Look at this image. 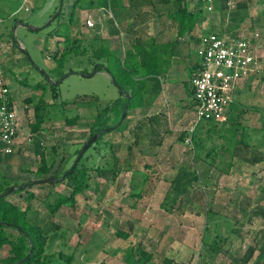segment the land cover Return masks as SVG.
Listing matches in <instances>:
<instances>
[{"label":"rangeland","instance_id":"obj_1","mask_svg":"<svg viewBox=\"0 0 264 264\" xmlns=\"http://www.w3.org/2000/svg\"><path fill=\"white\" fill-rule=\"evenodd\" d=\"M244 2L249 8L240 9L238 15L245 19L240 24H246V31L256 29L264 34V0L258 4L256 0H240L239 4ZM73 4L74 0H64L60 15L47 26L59 11L61 0H0V62L16 99L20 100L21 110H25L23 131L31 135L25 149L15 152L9 158L11 161L1 156L0 172L7 180H17L19 185L47 178L36 175L42 160L38 150L42 149L48 165H53L50 177L62 176L73 165L76 151L90 137L102 110L108 104L111 108H122L126 103L108 69L116 74L115 63L119 58L126 66L140 65L142 61L143 49L132 48L126 34L119 33L114 39L108 36L109 28L114 29L109 22L114 20V12L109 6L95 4L81 11L79 26L73 28L74 36L80 39V48L86 51L71 56L63 70L67 78L62 81L64 77L56 73L55 55L63 46ZM189 4L191 11L202 10L204 31L231 25L226 13H220L222 0L215 2L216 11L220 12L213 15L197 0ZM13 11L17 13L12 14ZM89 18L95 19V28L87 26ZM28 27L43 29L35 31ZM104 40L110 42L112 55L109 61L102 60L105 68L93 75L97 67L93 51ZM258 50L262 56L259 71L237 88L239 104L231 108L229 121L215 123L217 132L211 134H207V123L200 129L204 143L200 154L178 141L188 125L189 104L171 105L167 101L169 93L159 91L155 103L160 117L154 126L157 131L150 148L144 145L129 156V148L135 141L133 130L149 119L145 109H135L123 122L124 131L104 137L100 154L94 147L88 149L94 159L88 163L89 167L115 164L122 171L108 173L106 177L90 171L86 190L55 214L48 204H54L60 195L71 196L73 189L67 181L55 185L37 183L26 186L20 193L9 194L7 199L13 204L23 210L29 207L30 217L37 219L49 235L58 234L47 252L72 255L73 264H129L124 257L130 247L151 254L147 264L168 261L171 264H264V162L251 164L245 158H238L232 164L230 154L221 148L225 141L221 133L236 120L237 139L245 134L250 148L264 153V41ZM192 56L197 60L194 51ZM59 80L62 82L54 84ZM29 98L33 100L31 104L26 101ZM41 98L45 103L43 112L50 118L38 133L32 131L31 125L35 123V107ZM64 102L68 103L65 109L61 106ZM111 115L109 112L106 117ZM67 116H79L78 126L67 127ZM243 126H247L245 132ZM110 144L117 152V163L108 148ZM54 149L58 151L56 155ZM128 160L132 169L128 168ZM145 164L150 168H145ZM180 169H190L199 179L174 202V179ZM145 179H148L146 184ZM141 192L144 196L138 197ZM30 193L34 194L33 199H29ZM206 227L209 244L217 236L224 239L219 255L214 256L210 245L203 242ZM119 230L131 233L129 241L117 235ZM6 231L11 239L19 236L14 228ZM251 248H254L253 256L245 262ZM9 256L8 246L0 248V264H5L3 261Z\"/></svg>","mask_w":264,"mask_h":264},{"label":"trees","instance_id":"obj_2","mask_svg":"<svg viewBox=\"0 0 264 264\" xmlns=\"http://www.w3.org/2000/svg\"><path fill=\"white\" fill-rule=\"evenodd\" d=\"M192 0H175L172 5H169L170 0H128L132 7L131 11L129 10H116L114 12V20L109 21L113 26L112 34H119L120 30L118 27H115V22H119L120 18L127 17L129 13L131 16L139 17L136 18L135 23L130 26L132 31L136 27H140L142 32L143 24L152 18L153 16L157 17V22H160L166 17L169 23L164 25L165 28L170 30H175L178 34V38H184L187 34L191 33L197 26L201 27L203 23L202 10L200 11H191L189 9V2ZM200 4H203V0H197ZM216 3L218 0H215ZM228 0H222V6L220 8L221 12H224L227 8L226 3ZM118 0H74L73 8L69 15V28L64 32L63 46L56 52L55 60L57 61L56 73L62 78L65 77L67 73H64V68L68 63L72 55H80L86 51V48H80V39L74 36L73 28L79 26L80 13L86 8L93 7L95 4L98 7H110L115 5ZM256 3H259V0H256ZM165 6H169L166 10ZM147 8V10H144ZM235 12L232 13L231 25L227 28L226 31H232L240 27V23L244 22L245 19L239 16L240 9L248 10V5L240 3ZM239 10V11H238ZM15 11L12 12V14ZM61 13V12H60ZM11 14V15H12ZM234 14V15H233ZM143 19L142 23L139 24L140 20ZM234 24V26H232ZM126 30L128 28H125ZM223 28L213 27L212 32L223 33L225 31ZM209 32V31H208ZM141 36V35H140ZM60 37V36H56ZM61 38V37H60ZM143 47V58L140 65L132 64L131 66H126L121 58L116 61V74L111 69H108L110 74L113 76V79L117 83V86L121 88L122 96L125 97V105L122 108H111L110 104L102 110L99 116L95 119L93 124V131L89 138H87L84 145L95 135H99V138L90 146V150L94 147L95 152L100 154L104 149L103 139L105 136H110L115 133H120L125 130L124 123L122 125H117L118 121L123 115L124 110L128 106V112L126 114L125 120L128 118L130 111L135 109H145L150 103L148 98L154 93H157L161 90L159 78L167 72V70L174 64L176 68L187 69L189 71V79L191 80L196 69L198 68L197 60L191 55L190 44L187 42H180L179 40L174 41L169 44L161 45L154 42H143L140 43ZM170 51V54H166ZM111 46L108 40L101 41V44L98 48L93 51V57L95 59V64L97 65L98 71H102L105 68L103 59L109 61L111 58ZM194 58V59H193ZM87 73V72H84ZM189 80V82H190ZM186 84L187 91L192 95L190 90V83ZM45 94V93H43ZM129 94L131 97L129 98ZM54 98L57 99L58 95L56 92L53 94ZM95 99V98H94ZM29 104L33 102L32 98L26 100ZM98 101V100H96ZM68 103H61L63 109L66 108ZM45 103L43 98L39 100L38 105L35 107V123L31 125L33 132H40L42 126L50 118L48 115L43 112ZM109 112H112L111 116H107ZM239 117V116H238ZM124 120V121H125ZM159 118L152 117L149 118L145 124L137 126L133 130V135L135 141L132 146L129 148V156H132L134 149H140L142 146L152 145V139L156 134L157 129L154 128L155 124ZM80 117H65V124L67 127H76L78 126ZM237 121L232 124L228 129L224 130V133H221V136L224 138V145L222 144L223 150H226L231 157L232 164L235 163L238 158H245L251 164H257L264 162V153H259L254 149L250 148L248 145L245 134H242L239 139L236 135L235 124ZM114 124V125H113ZM161 124V123H159ZM203 123L196 132L192 135V142L194 144V149L197 154L204 149V143L201 136H199V131L204 127ZM209 128L207 134H211L216 131V125L213 122H207ZM238 124V123H237ZM159 126V125H158ZM244 132L247 126H243ZM131 132V130L129 131ZM109 133V134H108ZM112 133V134H111ZM189 134L184 131L180 134L178 141L180 143H186V139ZM38 148H41L39 143L36 144ZM82 146V148L84 147ZM160 143L158 144V146ZM81 149L76 151V158L81 152ZM108 148L115 160L118 162L117 152L114 150L112 144L108 145ZM217 151V149H216ZM20 152V151H19ZM18 152V153H19ZM57 149H54V155L57 154ZM89 150L84 154L80 159L76 167L71 171L73 165L60 175H52L53 165L49 166L46 161V155L41 150H38V153L41 155V166L36 172L38 178L47 176L46 179H52L50 182L43 184L55 185L58 181H67V184L72 187V194L70 197L60 195L54 202V204H48L50 211L55 214L57 213L64 205L74 201L75 197L79 194H82L87 188V181L89 179L88 175L90 171L98 172V175L101 177H106L108 173L111 172H120L123 169L118 168L117 165H108L105 167H89V164L94 161L93 155L88 154ZM218 154V151L217 153ZM209 155V154H208ZM3 154L0 152V158ZM11 156H5L6 159L11 161ZM76 160V159H75ZM128 168L132 169V162L130 160ZM75 163V161H74ZM73 163V164H74ZM89 163V164H88ZM223 163V160L222 162ZM145 168H150V165L145 164ZM190 169H180L178 176L174 179L173 193L174 199L176 202L178 197L184 193H187L189 188L193 185L195 181L199 179V176L195 172H189ZM148 179H145L144 183H147ZM39 180L35 182H30L27 184H18L17 180H7L4 175L0 172V248L5 246L9 247L10 256L4 259L5 264H73L74 257L67 256L64 254H49L47 251L50 249L51 245L57 240L58 234L49 235L45 228L42 227L34 217H30L31 210L29 207L23 210L17 205L9 201L7 196L10 190L15 189L12 193H20L26 186H32L37 184ZM39 184V183H38ZM18 191V192H16ZM143 192V191H142ZM142 192L138 197H143ZM29 193V192H28ZM50 196V195H49ZM47 196V199L49 198ZM29 199L34 198V194L30 193L28 195ZM46 199V200H47ZM210 214V213H209ZM14 228L18 232L19 236L17 238L11 239L7 235V229ZM208 227L205 228V234L203 236V242L208 243ZM117 235L123 238L125 241H129L131 238V233L124 230H119ZM224 243L223 237L217 236L214 238L212 243H210V251L216 255H219L222 252V244ZM140 248L137 250L139 251ZM134 247L128 248L127 253L125 254L124 259L129 264H147L152 259V255L145 252L139 251L141 258L137 257L138 251ZM254 248H251L248 252L245 262L250 260L253 256ZM167 264H171L170 261Z\"/></svg>","mask_w":264,"mask_h":264},{"label":"built area","instance_id":"obj_3","mask_svg":"<svg viewBox=\"0 0 264 264\" xmlns=\"http://www.w3.org/2000/svg\"><path fill=\"white\" fill-rule=\"evenodd\" d=\"M215 2L203 0V8L209 15L220 12L216 11ZM239 2L227 1L224 12L227 19L230 18L228 23H231L232 13L237 10ZM95 22V19L89 18L86 23L89 28H95ZM245 25L235 33L226 29L223 33L207 32L199 26L190 33V42L199 64L189 82L194 106L185 129L189 134L185 144L192 152H195L192 135L197 128L207 122L229 121L231 108L236 102V91L259 71L262 56L258 48L264 41V34L256 29L246 31ZM5 71L0 62V152L9 156L23 151L27 141H31V135L23 131L25 110H21L20 100L16 99ZM21 138H24L23 141Z\"/></svg>","mask_w":264,"mask_h":264},{"label":"crops","instance_id":"obj_4","mask_svg":"<svg viewBox=\"0 0 264 264\" xmlns=\"http://www.w3.org/2000/svg\"><path fill=\"white\" fill-rule=\"evenodd\" d=\"M174 1L175 0H170L169 5H172L174 3ZM130 5L131 4L128 2V0H118V2L115 5H112L111 7L109 5V7L112 10L116 9V10L121 11V9L123 8L122 10H128V11L130 10L131 11L132 7ZM163 8H165L167 10L169 8V6L168 7L165 6ZM144 10H147V8H145ZM15 13H17V11H15L13 14H15ZM136 18L139 19V17H137V14H136V17L134 19V17L131 16V13H129V15H127V17H124L122 19L120 18L119 22H115V24H117V23L120 24V26L118 25L119 26L118 28L121 29L120 33L122 35L126 34L128 37H130L131 42H132V44H131L132 48L135 49L136 47L137 48L141 47L143 49L144 46H142L140 44V43L143 44V42L148 43V42H154L155 41L156 44L165 45V44H169V43H172L174 41L179 40L180 42H187L190 44L191 55H192L193 48H192V43L190 42V33L187 34L184 38L179 39L178 34L176 33L175 30H170L169 28L164 29V25L169 23V21H168V19H166V17L164 19H162L160 22H157L156 21L157 17L153 16L152 18H150L151 20H149L143 24H140L143 21V19H141L139 24L143 25L142 26L143 32L141 30H139V29H141L139 26L136 27L133 31H132V29L130 30V26H132L135 23ZM215 20H217L216 22H221L220 18H219L220 21H218V19H215ZM250 22H252V21H250ZM214 24L219 25V23H215V22H214ZM243 24L245 25V23H243ZM243 24H240L239 28L232 30V33H235L237 30L240 31V28L243 26ZM108 26H109V24H108ZM125 28H128V29L126 30ZM111 29H112V27L109 28L108 36L110 38L114 39L118 34L113 35ZM143 52H144V50L142 51V55L140 56V60L143 58ZM135 53L138 54L136 51H135ZM166 54L169 55L170 51H168ZM182 70H184V71H182ZM189 80H190L189 79V71L185 68L184 69L176 68V66L174 64L167 70V72H165L164 75H162L159 78V81H160L159 84H160V88H161L160 91L169 93L170 99L168 98V96H166V97L169 99V100L167 99V101L171 102L170 103L171 105H174L173 102H177L180 105H188L189 104V109L186 110V122L189 119V116H187L188 115L187 113L192 111L193 106H194V102L192 100V95L186 89V84H188ZM157 93L159 94V92H157ZM157 93H154L152 96H150L148 98L150 105L147 108H145V110L147 112H149V114L147 115L148 118L157 117L158 111H156V110L159 109L157 107V104L155 103ZM238 98L239 97L236 95V102L234 103V106L239 104ZM177 103H175V104H177ZM170 104H169V106H171ZM140 110L142 111L144 109H140ZM158 117H160V116H158ZM147 147L150 148L149 146H147Z\"/></svg>","mask_w":264,"mask_h":264},{"label":"water","instance_id":"obj_5","mask_svg":"<svg viewBox=\"0 0 264 264\" xmlns=\"http://www.w3.org/2000/svg\"><path fill=\"white\" fill-rule=\"evenodd\" d=\"M63 3H64V0H61V5H60V9L59 11L56 13V15L51 19V21L48 23L47 26L51 25L55 20L56 18L60 15V12L62 10V7H63ZM32 30H35V31H40L42 30L43 28H31V27H28ZM96 73H98V70H97V67L95 69V73L93 75H96ZM74 74V73H72ZM84 76H90L92 77L93 75H85V74H82ZM113 77V76H112ZM67 77H64L62 81H64ZM51 81V79H50ZM61 80L57 81L56 83L54 84H59L60 82H62ZM115 81V80H114ZM115 84L117 85V83L115 82ZM119 87V86H118ZM120 91H121V88L119 87ZM129 98L131 97V95L129 94L128 96ZM128 112V106L126 107V109L124 110L123 112V115H122V118H121V121H120V125L123 124L125 118H126V114ZM99 138V135H95L93 136L85 145L84 147L82 148L80 154L78 155V157L76 158L75 160V163L73 164V167L71 169V171L76 167V165L78 164V162L80 161V159L84 156V154L88 151L89 147ZM52 179H45V180H39L38 183H46V182H50ZM15 189H12L9 191V193H12ZM0 198H2V195H0Z\"/></svg>","mask_w":264,"mask_h":264}]
</instances>
